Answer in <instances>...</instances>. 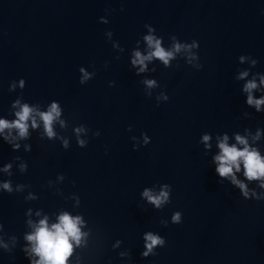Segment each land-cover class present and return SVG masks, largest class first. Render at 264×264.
Here are the masks:
<instances>
[{"label": "water", "instance_id": "water-1", "mask_svg": "<svg viewBox=\"0 0 264 264\" xmlns=\"http://www.w3.org/2000/svg\"><path fill=\"white\" fill-rule=\"evenodd\" d=\"M149 34L165 50L198 46L140 72ZM262 75L264 0H0V119H16L17 100L61 109L52 138L39 117L26 138L0 133V264H33L27 235L65 212L85 234L67 264H264V187L241 164L245 197L214 161L237 134L264 157V104L243 90L255 79L264 97ZM148 232L165 243L144 256Z\"/></svg>", "mask_w": 264, "mask_h": 264}, {"label": "clouds", "instance_id": "clouds-1", "mask_svg": "<svg viewBox=\"0 0 264 264\" xmlns=\"http://www.w3.org/2000/svg\"><path fill=\"white\" fill-rule=\"evenodd\" d=\"M103 21V18H101ZM107 23V21H103ZM151 31V29H150ZM111 36V32L108 33ZM149 49H151L147 55L142 54L140 51H135L132 58V64L139 65V71H145L147 65L146 61H150L153 58H157L164 63L165 66L169 64V61L175 57L176 53L181 52V50H187L191 52V49L197 47V43L194 40L192 44H180L174 43L172 50H165L161 46V41L155 38L153 35L149 34L144 37ZM197 58L195 54H192L189 58ZM241 61L244 60V57H240ZM256 61H253L255 64ZM83 72V77L80 80V83L83 84L87 80L90 74L84 69H80ZM246 71L240 73V79H243L247 76ZM145 83L148 87L155 85V81L146 80ZM260 83L264 84V75L260 76ZM21 86H23V81H21ZM14 87V85H13ZM258 87L255 79L249 80L244 85V91L248 93L247 103L249 105H254L257 110L260 109V106L264 104V97L256 99L252 95V90ZM164 99H168L167 96ZM19 105V110L15 112L16 119L6 120L0 119V133H3L5 129H8V133L5 135L4 139L7 140L11 135V130L16 129L20 138H26L28 136L29 121H31V127L36 128L38 126L37 117L43 122V128L46 135L49 138H52L56 135L53 130V124L57 121L61 115V109L56 102L51 103L47 111H40L38 108L30 107L28 104H20V101L17 100L13 107ZM61 126H64V121H59ZM82 128H77L75 131L79 133L82 131ZM259 138V132L254 139ZM210 139L208 135L203 136V141L206 143ZM237 144L243 145V147H237V144H229L228 136L225 135L223 139L219 140L218 147L220 152L214 157V161L217 162L216 173L222 178L231 177V182L237 185L245 197L248 196L247 185L236 178L235 172L241 170V164H243V174L249 180H259L261 181L260 186L264 187V157H261L260 153L255 149L249 146L248 141L245 137L241 135H236L235 137ZM147 136H145V143H147ZM79 145L83 147L85 141L79 140ZM64 146L67 147V141H64ZM14 148L18 145H13ZM11 167L10 164L5 165L4 171H8ZM26 167V165H21V168ZM3 188L12 191L11 185L8 182L3 184ZM164 188H168V185H165ZM147 200L159 208L163 203L168 201L169 193L166 190H161L158 195H154L151 190L145 189L143 194ZM172 221L176 224L181 223V213L176 212L172 216ZM80 216H71L67 212L62 213L58 217V223H54L49 226L47 217L40 220L37 225L34 226L35 230L31 234L27 235L26 239L32 242L31 251L35 253L39 259L33 261V264H67V259L72 255L73 244L76 245L81 243L82 237L85 235L80 231L79 225L82 224ZM146 242V251L142 254L147 256L152 252L153 248L157 245L163 246L165 241L157 236L148 232L145 234Z\"/></svg>", "mask_w": 264, "mask_h": 264}]
</instances>
